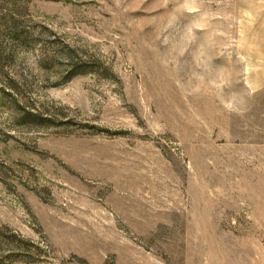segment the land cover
Returning <instances> with one entry per match:
<instances>
[{"label":"rangeland","instance_id":"1","mask_svg":"<svg viewBox=\"0 0 264 264\" xmlns=\"http://www.w3.org/2000/svg\"><path fill=\"white\" fill-rule=\"evenodd\" d=\"M0 264H264V0H0Z\"/></svg>","mask_w":264,"mask_h":264}]
</instances>
